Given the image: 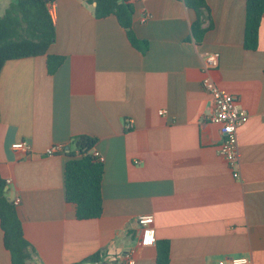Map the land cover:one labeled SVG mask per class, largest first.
Returning <instances> with one entry per match:
<instances>
[{"label": "crops", "instance_id": "crops-1", "mask_svg": "<svg viewBox=\"0 0 264 264\" xmlns=\"http://www.w3.org/2000/svg\"><path fill=\"white\" fill-rule=\"evenodd\" d=\"M126 1L145 50L131 45L115 16L96 19L94 4L50 0L55 40L47 54L61 65L49 74L46 56H37L1 68L0 177L10 180L7 199L20 201L14 207L35 256L26 264H264V13L257 47L247 50L246 0H205L198 41L196 14L183 0ZM207 52L219 54L208 76L248 117L237 130L238 166L217 153L202 87ZM80 135L95 139L103 157L94 219H78L65 197L66 153ZM18 143L27 147L13 149ZM55 145L64 151L47 155ZM147 214L156 242L140 247L137 217ZM94 254L100 262H86ZM0 264H11L1 228Z\"/></svg>", "mask_w": 264, "mask_h": 264}, {"label": "trees", "instance_id": "trees-1", "mask_svg": "<svg viewBox=\"0 0 264 264\" xmlns=\"http://www.w3.org/2000/svg\"><path fill=\"white\" fill-rule=\"evenodd\" d=\"M50 0H13L0 16V71L9 60L46 56L47 70L53 74L62 63V57L47 54L55 40V27L48 9ZM92 6L93 16L102 19L113 15L125 30L134 47L144 49L131 30L133 6L126 0H84ZM192 9L196 19L191 25L192 36L198 41L205 32L203 17L208 13L205 0H183ZM243 47L254 50L258 44V30L264 13V0L245 1ZM95 139L80 135L71 140V149L64 171L66 201L75 205L78 219L98 218L102 213L101 182L103 163L92 155ZM5 181L0 177V228L3 245L10 253L11 264H26L30 257L29 244L23 237L21 221L12 201L7 199ZM161 258L168 256V248L160 249ZM86 262L99 263L94 254ZM161 263V259L158 260Z\"/></svg>", "mask_w": 264, "mask_h": 264}, {"label": "built area", "instance_id": "built-area-1", "mask_svg": "<svg viewBox=\"0 0 264 264\" xmlns=\"http://www.w3.org/2000/svg\"><path fill=\"white\" fill-rule=\"evenodd\" d=\"M146 20V16L142 17V21ZM219 65V54L217 52L204 53L202 70L205 77L202 79L203 89L210 95L213 104L212 115L210 122L217 125L220 143L217 147V153L222 157L229 166H238V140L237 130L247 122V114L239 106L237 99L229 93L220 90L213 80L208 76L211 70H214ZM164 114L163 111L159 112ZM127 129L132 128V121L127 120L125 123ZM27 146L24 143L12 145L13 149H25ZM64 149L60 145L51 146L46 150L47 155H53L56 152H63ZM92 155L103 163V157L93 151ZM234 178L239 177L238 171L233 173ZM10 180H6L8 184ZM19 199L12 201L14 206L19 204ZM137 223L140 229L138 237V245L140 247H152L155 245V229L153 215H140L137 217ZM249 261L246 258L238 259L231 258L230 264H247ZM124 264H135L134 260L127 258ZM219 264H224L223 261Z\"/></svg>", "mask_w": 264, "mask_h": 264}, {"label": "rangeland", "instance_id": "rangeland-1", "mask_svg": "<svg viewBox=\"0 0 264 264\" xmlns=\"http://www.w3.org/2000/svg\"><path fill=\"white\" fill-rule=\"evenodd\" d=\"M13 0H0V16L3 14L4 10L8 7V5L10 4V2H12ZM6 195H8V192H6Z\"/></svg>", "mask_w": 264, "mask_h": 264}, {"label": "water", "instance_id": "water-1", "mask_svg": "<svg viewBox=\"0 0 264 264\" xmlns=\"http://www.w3.org/2000/svg\"><path fill=\"white\" fill-rule=\"evenodd\" d=\"M6 190V189H5ZM140 233V232H139ZM28 252L31 253L32 257H35L34 254H32V249L28 247Z\"/></svg>", "mask_w": 264, "mask_h": 264}]
</instances>
